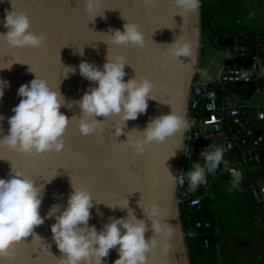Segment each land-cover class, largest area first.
I'll return each mask as SVG.
<instances>
[{"label": "water", "instance_id": "water-1", "mask_svg": "<svg viewBox=\"0 0 264 264\" xmlns=\"http://www.w3.org/2000/svg\"><path fill=\"white\" fill-rule=\"evenodd\" d=\"M13 6L16 11L28 16L30 30L43 33L44 38L37 47L11 48L0 37V66L13 59L20 61L14 62L10 69H0V79L8 84L0 98V114L5 117L0 121V136L7 133V117L11 115L18 99V85L27 82L32 75L29 68L44 75L53 87H59L65 98L60 111L68 118L74 115L79 117V106L71 102L78 100L89 84H94L79 74V62L87 60L102 66L107 50L109 56L120 54L126 58L125 80L135 74L138 78L146 76L154 87L150 92L153 98H148L146 112L139 114L136 119L127 120L124 131L116 137L112 132L118 117L104 119L98 116L97 119H104L103 131L88 135H81L76 121L70 120L64 133V148L60 152L33 153L0 145V175H7L11 164L34 176V183L43 184L41 215L54 203H59L63 208L73 191L71 179L74 185L83 183L94 198L89 223L95 224L98 230L108 216L127 214V208H110L105 203H123L127 198L128 208L133 210L137 218H144L148 225L144 233L146 240L156 234L141 205L147 207L157 204L161 221L172 227V235L168 238L171 247L167 252H162L158 245L148 253V264H192L182 222V201L176 196L183 153L182 148L176 147L179 145L184 148L186 129L167 137L163 142L146 145L143 154H136L123 140L127 139L125 133L129 131L133 136L139 135L133 127L142 130L153 116L162 113L173 111L188 119L191 85L198 71L203 47L201 5L196 13H192L178 10L172 0H154L153 3H148V0H102L103 17L97 15L89 21L82 0H0V21L5 16V10L11 11ZM122 16L139 25L144 33L143 48L133 45L108 46L104 40H100L101 37L106 39L101 32H108L110 28L123 30L126 20ZM6 31L7 28L0 23V32ZM178 36L195 41L190 57L176 59L168 54L166 44ZM219 43L224 46L237 44L254 47L256 39L226 36L219 38ZM81 46L83 55L77 50ZM59 61L65 66L76 68V71L64 76L65 67ZM245 63L249 65L251 60ZM237 65H242V60H237ZM261 78L259 85L263 86L264 72ZM234 85L247 86L246 98L256 88L251 83ZM257 217L254 216L255 219ZM53 222L54 217H49L34 228L36 234L50 243L51 253L46 255L40 252L30 233L21 238L26 244L14 245V256H0V264H57L61 252L52 241L50 225ZM156 238L162 242L159 235ZM117 256L116 249H110L104 259L107 264H112Z\"/></svg>", "mask_w": 264, "mask_h": 264}, {"label": "clouds", "instance_id": "clouds-1", "mask_svg": "<svg viewBox=\"0 0 264 264\" xmlns=\"http://www.w3.org/2000/svg\"><path fill=\"white\" fill-rule=\"evenodd\" d=\"M153 2L154 0H148V3ZM172 2L178 10L196 13L201 0ZM82 3L89 21L97 15L103 17L102 0H82ZM0 23L7 28L6 32H0V37L11 48L37 47L42 43L43 33L30 30V21L24 12H18L14 8L11 11L5 10V16ZM122 27L123 30L110 28L108 32H101L106 39L100 40H104L108 46L114 44L144 47V33L135 21L126 20ZM194 44L195 41H187L178 36L166 44L167 52L176 59L181 56L190 57ZM77 50L83 55V46L77 47ZM10 61L5 62L0 69H10L14 62H20L16 59ZM126 63L123 55L109 56L108 50L102 66L81 60L78 64L79 74L94 84H89L82 96L71 102L80 109L79 117L74 115L71 118L60 111L65 104V98L59 87H53L44 75L29 68L32 75L27 82L18 85V99L12 107L11 115L7 117L8 130L0 136V145L33 153L60 152L64 148V133L72 119L76 121L80 134L88 135L102 132L104 119L116 116L118 119L114 121L112 134L115 137L120 135L127 120L136 119L139 114L146 112L148 98H153L150 92L154 87L153 82L146 76L138 78L135 74L125 80ZM63 66L64 76L76 71V68ZM7 86V82L0 79V98ZM98 116H103L104 119H97ZM4 118L0 114V121ZM188 126L189 122L185 117L170 111L153 116L142 130L133 127L139 135L133 136L129 131L125 133L127 139L123 141L136 154H143L146 145L163 142ZM176 148H182L185 152V148L179 145ZM199 155L204 157V163L195 162L186 173L192 187L206 183L207 174H214L219 165L226 163L220 147L207 146ZM241 179L242 172L233 168L231 188L238 187ZM71 186L73 191L68 195L63 208L59 203H54L41 215L44 185L34 183V176L10 164L7 175H0V256H14L13 242L22 240L21 238L30 233L40 252L46 255L51 253L50 243L34 232V228L49 217H54V222L50 225L52 241L61 252L57 264H107L104 258L109 255L110 249H116L118 253L112 264H148V253L158 245L162 252H167L171 247L168 238L172 235V227L171 224L161 221L157 204L143 207L138 201L156 234L147 240L144 233L148 225L144 218H137L133 210L128 208L127 198L123 203H105L110 208H127V214L119 217L108 216L98 230L95 224L89 223L94 199L92 193L83 183L74 185L72 179ZM157 235L162 242L157 240Z\"/></svg>", "mask_w": 264, "mask_h": 264}, {"label": "built area", "instance_id": "built-area-1", "mask_svg": "<svg viewBox=\"0 0 264 264\" xmlns=\"http://www.w3.org/2000/svg\"><path fill=\"white\" fill-rule=\"evenodd\" d=\"M254 38V49L237 44L233 46V56L221 64L216 79H197L195 76L192 82L187 119L189 126L185 131V152L183 150L177 176L176 196L193 208L204 207L212 196L209 188L211 175L226 172L232 176L233 168L243 174L246 163L264 161V135L259 131L257 122L245 114L237 93H222L228 84L243 82L255 85L250 97H255L256 104L251 106L256 109L257 121L264 120V85H259L264 72V44L259 38ZM236 59H241L242 65H237L234 62ZM248 59L251 63L246 65ZM207 146L220 147L226 163L219 165L214 174L208 173L206 183L192 187L186 173L192 169L193 161L204 160L199 154ZM249 186L256 202H263L264 179H252Z\"/></svg>", "mask_w": 264, "mask_h": 264}, {"label": "trees", "instance_id": "trees-1", "mask_svg": "<svg viewBox=\"0 0 264 264\" xmlns=\"http://www.w3.org/2000/svg\"><path fill=\"white\" fill-rule=\"evenodd\" d=\"M200 5L203 43L226 36L236 39L248 36L257 37L264 44V29L239 23L233 15L231 0H201ZM225 88L226 92L241 96L246 93L245 85L228 84ZM197 161L204 163V160H195L191 167ZM257 177L264 179V161L246 163L236 188H231L232 176L226 172L211 175L209 188L213 194L204 207L196 209L189 206L187 201L181 203L182 222L192 264H233L228 239L230 230L238 228L251 234L255 231L254 216L264 214V201L256 202L249 186V181Z\"/></svg>", "mask_w": 264, "mask_h": 264}, {"label": "crops", "instance_id": "crops-1", "mask_svg": "<svg viewBox=\"0 0 264 264\" xmlns=\"http://www.w3.org/2000/svg\"><path fill=\"white\" fill-rule=\"evenodd\" d=\"M234 6L233 15L238 19L239 23H249L252 27L264 29V0H231ZM217 44L219 39L215 40ZM222 48L226 51V58L233 56L232 48L233 46H224ZM235 46V45H234ZM236 59L234 62L237 64ZM205 80H214V78H202ZM262 78L260 79V81ZM227 91L224 88L223 91ZM248 88L246 86V92ZM239 102L244 105L245 114L252 119L255 123L257 122V127L264 135V120L257 121L256 119V109L252 107V104H256L255 97L246 98V93L244 96L238 94ZM264 98V96H263ZM264 214L258 215L255 219V231L251 234L233 228L229 232V244L232 248L233 264H264Z\"/></svg>", "mask_w": 264, "mask_h": 264}, {"label": "rangeland", "instance_id": "rangeland-1", "mask_svg": "<svg viewBox=\"0 0 264 264\" xmlns=\"http://www.w3.org/2000/svg\"><path fill=\"white\" fill-rule=\"evenodd\" d=\"M226 59L225 49L216 41L204 42L196 78H217L220 66Z\"/></svg>", "mask_w": 264, "mask_h": 264}, {"label": "snow or ice", "instance_id": "snow-or-ice-1", "mask_svg": "<svg viewBox=\"0 0 264 264\" xmlns=\"http://www.w3.org/2000/svg\"><path fill=\"white\" fill-rule=\"evenodd\" d=\"M13 8L15 9V6H13ZM100 39H102V37L100 38ZM125 198H126V196H125ZM20 243H25L23 240H20V241H14L13 242V244L14 245H17V244H20ZM26 244V243H25Z\"/></svg>", "mask_w": 264, "mask_h": 264}]
</instances>
